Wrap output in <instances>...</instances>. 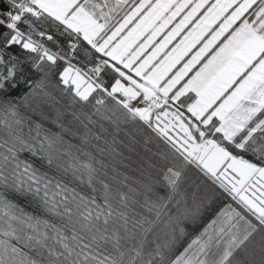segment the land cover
Segmentation results:
<instances>
[{
  "label": "snow or ice",
  "instance_id": "6c2138e0",
  "mask_svg": "<svg viewBox=\"0 0 264 264\" xmlns=\"http://www.w3.org/2000/svg\"><path fill=\"white\" fill-rule=\"evenodd\" d=\"M49 86L162 140L169 200L194 166L238 208L182 250L175 229L150 240L160 212L130 214L134 196L99 178L103 161L66 140L70 129L13 102ZM0 96V264H240L257 230L248 215L264 230V0H0Z\"/></svg>",
  "mask_w": 264,
  "mask_h": 264
},
{
  "label": "trees",
  "instance_id": "16d2710c",
  "mask_svg": "<svg viewBox=\"0 0 264 264\" xmlns=\"http://www.w3.org/2000/svg\"><path fill=\"white\" fill-rule=\"evenodd\" d=\"M39 78V74L33 77V79ZM56 79V77L51 78L53 84ZM46 91L51 94L50 97L39 93L29 96L25 101L23 96L28 95L31 89L21 87L14 91L13 102L20 105L21 115L26 118L30 117L34 122L42 123L45 128L58 131L57 125L53 123L58 118L65 128L70 129L71 131L65 134L66 140H71L73 144H80L84 151L90 152L96 160L103 161L102 167L97 164L99 178L112 185L114 190L119 189L134 196V200L129 202L130 214L134 209L136 213L147 216L149 219H155L156 212H160V220L149 235L150 240L158 237L160 242H163L166 235H163L162 240V236H159L161 228L165 227L166 224H170L172 227L170 228L175 229L179 242L177 250H182L191 238L203 230L209 218L205 219V216L201 219L202 216L199 213L194 218L190 217L189 220L183 218V211L186 209L187 212V209L193 204H191L192 201H189V204L180 202V196L183 191H186L188 198V193H190L189 179L194 178L193 180L196 181L197 185H201V189L206 184L205 179L196 174L194 169L186 168L178 192L172 194V199L169 200L168 196L171 193L162 179L161 168L164 163L163 154L169 153L170 149L150 129L139 122H126L122 113L114 108L112 111L101 108L100 113H96L91 105L84 106L73 103L72 98L63 94L58 88L49 86ZM0 99H4V97L0 96ZM41 99L53 103L56 107L41 103ZM32 101L40 105L32 104ZM108 107L112 108L113 106L109 103ZM57 110L64 111L62 117L56 115ZM89 117H91V122ZM25 131H27V127H25ZM85 136L88 140L86 145L80 139ZM96 137H99V139ZM129 189L132 192H129ZM9 198L26 212L38 214L35 206L23 197L10 195ZM146 198L149 201L166 206L149 212L146 207L142 206ZM218 202L216 204L219 205ZM199 205L201 206H199L200 210L206 211L207 214L210 213L209 215L206 214L207 217H210L218 208V206H213V199L211 198L205 203L201 201ZM209 221H211V218ZM180 228L184 229L183 236L180 235ZM243 250L244 248L238 250L236 259L241 264H248L243 258L245 254Z\"/></svg>",
  "mask_w": 264,
  "mask_h": 264
},
{
  "label": "rangeland",
  "instance_id": "374dc122",
  "mask_svg": "<svg viewBox=\"0 0 264 264\" xmlns=\"http://www.w3.org/2000/svg\"><path fill=\"white\" fill-rule=\"evenodd\" d=\"M41 98H43L41 96ZM41 103H46L49 105H52L54 107H56L53 103L51 102H47L44 99H41ZM32 104L35 105H40L37 102L32 101ZM56 115L59 117H62V114L64 113L63 110H57ZM82 124V123H81ZM125 132V131H124ZM126 133V132H125ZM200 172V171H199ZM202 174V173H201ZM194 178L189 179L188 182V186L190 187V193H188V198H187V194L186 191H183V194H181V201L182 203H188L189 201H192L191 204H193L191 207H189L183 211V218H187V220H189V218H194V216L198 215V213L200 212V202L203 201V203L207 202V200H210V198H212V196L214 197V191L211 189V187H209L208 185H212V187H214V184H212V182L210 180L205 181L207 183V185L202 186V189L200 188L201 185H197L196 181L193 180ZM226 194V193H225ZM227 195V194H226ZM229 197V196H228ZM231 199V198H230ZM232 204L236 203L234 201L231 202ZM203 205V204H202ZM200 206V207H199ZM188 207V206H187ZM205 207V206H202ZM254 222L257 226V231L254 232V235H257V239H252L250 238V241L247 244V248L243 250V252L245 251L246 253L244 254L245 261L248 264H260V260L262 258V255H264V234H260L259 232L262 230V226L259 225V222L256 221L254 219ZM170 223V222H169ZM170 224H166L165 227L161 228V233H160V237L163 240V235H165L166 233L170 232L172 229V227ZM264 233V230H262ZM252 234V235H253ZM241 264V263H240Z\"/></svg>",
  "mask_w": 264,
  "mask_h": 264
},
{
  "label": "crops",
  "instance_id": "0c3cea01",
  "mask_svg": "<svg viewBox=\"0 0 264 264\" xmlns=\"http://www.w3.org/2000/svg\"><path fill=\"white\" fill-rule=\"evenodd\" d=\"M187 169H194L195 171H196V174H199V176H201L203 179H205V181H207V180H209L207 177H205L203 174H201V172H199V170L198 169H196L194 166H188L187 167ZM204 181V180H203ZM204 181V182H205ZM206 183V182H205ZM205 185H207V183L205 184ZM209 187H211V189L214 191V197L212 196V198L211 199H213V206H218V208L215 210V212L210 216V217H207V215H209L210 213H208L207 214V212L205 211H203L202 209L200 210V212H199V214L202 216V218L201 219H203V217H205V219L207 218H211V220H212V218L214 219L215 217H216V214L217 213H219L220 211H221V209H224L225 208V206L226 205H228V204H231L233 207H236V208H238V205H235V204H232L231 202H232V200L230 199V197H228L224 192H223V190L222 189H220V188H218L216 185H214V187H212V185H208ZM219 199V200H218ZM217 201H219L218 203H219V205H221V206H219L218 204H216L217 203ZM207 214V215H206ZM199 215V216H200ZM200 216V217H201ZM209 219L207 220L208 221V223L210 222L209 221ZM248 219H250L251 221H252V223L253 224H255V222H254V217H251L250 215H248ZM207 223V224H208ZM206 224V225H207ZM205 225V226H206ZM245 226L243 225V222H241V229L243 230V228H244ZM257 231V230H256ZM255 231V232H256ZM263 231L261 230L259 233L260 234H264V233H262ZM252 237V239H257V235H252L251 236ZM250 237V238H251ZM249 241H250V239H249ZM248 241V242H249ZM248 244V243H247ZM247 244H246V246L244 247V249H246L247 248ZM244 253H246L245 251H244Z\"/></svg>",
  "mask_w": 264,
  "mask_h": 264
},
{
  "label": "bare ground",
  "instance_id": "6f19581e",
  "mask_svg": "<svg viewBox=\"0 0 264 264\" xmlns=\"http://www.w3.org/2000/svg\"><path fill=\"white\" fill-rule=\"evenodd\" d=\"M100 128H101V126H100Z\"/></svg>",
  "mask_w": 264,
  "mask_h": 264
}]
</instances>
